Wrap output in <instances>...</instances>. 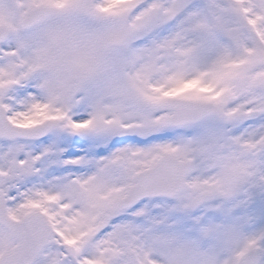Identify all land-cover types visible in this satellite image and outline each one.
I'll list each match as a JSON object with an SVG mask.
<instances>
[{"label": "snow or ice", "instance_id": "1", "mask_svg": "<svg viewBox=\"0 0 264 264\" xmlns=\"http://www.w3.org/2000/svg\"><path fill=\"white\" fill-rule=\"evenodd\" d=\"M0 264H264V0H0Z\"/></svg>", "mask_w": 264, "mask_h": 264}]
</instances>
